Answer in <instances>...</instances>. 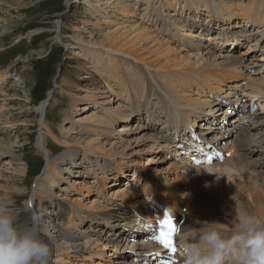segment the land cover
I'll return each instance as SVG.
<instances>
[{"label":"bare ground","instance_id":"6f19581e","mask_svg":"<svg viewBox=\"0 0 264 264\" xmlns=\"http://www.w3.org/2000/svg\"><path fill=\"white\" fill-rule=\"evenodd\" d=\"M72 1L81 2L87 15L95 18L93 26L98 30L91 31L90 35L104 34L100 42L87 41L85 48H90L89 45L93 44L103 50L128 55L147 71L152 68L153 71H158L157 75L165 78L159 82L153 80L155 84L149 86L146 83L149 79L140 67L129 70V63L125 58L110 52L98 53L102 56L95 58L101 69L102 83L98 84L100 89L77 97L76 103L84 101L79 109H88L93 102L101 114L92 109L77 115L73 117L74 125L77 124L83 135L103 133L115 119H130L133 113L130 107L126 108L127 101L137 99L142 105L136 108L137 104L134 103V111L138 115L144 112L147 121L136 123L133 128L137 136L134 137H127L132 127H119L115 132H123L119 135L122 137L112 144L114 147H128L138 140H150L149 149L168 152L172 147L176 148L173 152L176 158L169 161L167 168L150 171L149 180L152 179V185L149 183L142 192L146 201L145 213L131 211L132 218L124 208L121 215L126 217L125 220L114 226V229H119L115 233L109 230L106 234L102 227L79 229L84 220L91 219V214L72 213L70 219L55 221L60 227L44 225L53 249H78L84 252L83 258L88 260L101 254L108 256L104 262L92 264H165L166 253L152 239V232L158 227L156 223L161 220L163 210L175 217L176 223L181 216L184 217V235L198 230L201 224H211L225 232H231L237 221L227 220V216L244 208L264 218V107L256 108L252 113L241 111L227 126H224L227 115L223 113L226 107L232 109L233 104L241 101V98L248 97L246 104H243V107H247L251 99L258 95L264 97V0ZM0 28V31L4 30L3 24ZM188 28H194L195 31ZM51 31L55 33V38L61 37L57 21ZM82 38L80 33L67 36L65 42L69 45V50L79 48ZM241 43L246 45L243 53L247 56L235 53ZM75 52L81 56L80 50ZM88 52L90 54L89 50ZM217 66L222 71L229 68L224 73L229 80H236L238 83L232 85V82H226L227 78L219 75V72L215 75L214 72L217 71L211 68ZM6 72L10 76L11 70L7 69ZM0 81L2 82L1 79ZM192 86L194 90H191ZM220 89L227 91V94L232 92V96H224ZM148 92L167 97L169 101L159 98L158 103H150ZM250 94L253 96L249 97ZM113 97L121 98L115 108H126L115 115L111 113L112 110L109 111L110 105H106ZM48 103L49 98L36 109L39 120L43 117L39 122L40 137L36 145L49 153L47 136L59 141L58 137L53 138L54 133L44 121ZM223 104L226 106L223 107L224 110L221 107ZM207 121L210 123L202 125ZM92 144L86 143L85 150L95 149L96 147L90 146ZM200 147L211 158L201 152H194ZM213 147L220 153L218 157ZM7 151L8 147L0 145V156ZM226 151L229 155L224 158L222 153ZM192 156L201 161L193 160ZM112 157L109 155L107 158L117 162ZM84 159L88 162L87 170L96 181L93 188L100 191L98 193L102 196L101 189L106 190V183L113 180L116 170L101 166L94 168L87 154ZM117 163L122 162L119 160ZM169 168L176 169L174 174L179 175V178L166 175ZM17 173L23 174L24 169L20 167ZM48 188L47 168L32 187L28 202L37 204L33 211L42 209L41 203H44L46 194L49 193L46 191ZM186 188L187 191L184 192ZM14 191L19 192L20 189ZM129 192L128 188H124L113 194L115 198L126 202L133 196ZM8 201L13 203L10 199ZM101 203L98 199L92 202L94 208H103ZM105 209L108 211L115 208L108 206ZM100 220L105 226L109 224L102 218ZM73 229L78 232L76 236L73 235ZM68 238H74L75 242L67 244L63 241ZM128 241H131L132 246L129 255L116 257L114 251L122 248ZM97 244H103L107 251L95 253ZM53 261L54 264H59L58 260Z\"/></svg>","mask_w":264,"mask_h":264},{"label":"rangeland","instance_id":"374dc122","mask_svg":"<svg viewBox=\"0 0 264 264\" xmlns=\"http://www.w3.org/2000/svg\"><path fill=\"white\" fill-rule=\"evenodd\" d=\"M86 11L81 2L72 0H0V25L3 24L4 28L0 31V79L2 80V82L0 81V108H2L0 111V145L8 147L10 151L0 156V199L13 201V204L25 210L24 218H26L27 213L37 208V204L27 203L31 198L34 182L48 168L49 188L46 191L49 193L46 194L44 203H41V210L46 213L44 215L45 226L60 227L55 221L70 219L72 213L76 212H80L81 215L90 213L91 219L84 220L79 225V229L102 227L103 233L106 234L109 230L115 233L119 229H114V226H118L125 220L126 217L121 215V210L124 208L128 210L131 217V211L134 210L145 213L146 201L142 197L144 194L142 192L152 180H149L150 171L167 168L169 161L176 158L173 154L176 148L172 147L168 152L156 148L149 149L150 140H138L128 147L125 145L124 147H114L112 143L122 137L119 135L123 132H115L119 130V127L133 128L136 123L147 121L144 112L138 115L134 111V103L137 104L136 108L138 105L139 108L142 105L141 101L137 99L127 101L126 105V108L130 107L133 116L125 120L115 119L114 123L105 128L103 133L94 134L91 132L83 135L77 124L74 125L73 117L92 109L95 111L98 109L93 102L88 106V109H79L84 101L76 103L77 97L86 95L89 93L88 91L96 92L100 89L98 84L102 83L101 69L95 61L97 56H101L98 53L110 52L125 58L129 63L127 67L129 70L140 67L149 79L146 82L149 86L155 84L153 80L159 82L165 79L161 75H157L158 71H153L152 68L147 71L128 55L103 50L100 46L93 44L89 45L90 48H85L84 45H87L85 44L87 41L100 42L104 35L101 33L90 35L91 31L96 32L98 29L93 26L95 18L87 15ZM55 21L60 26L62 38H55V33L51 31ZM38 30L40 31L38 32ZM188 30L195 31L194 28H188ZM72 33H80L83 42L79 43V48L76 47L70 51L65 39ZM238 45L235 53L238 56H247L246 53H243L244 50L246 51V45L243 43ZM77 50H80L81 56L75 54ZM88 50L90 54H88ZM246 59L244 58V61ZM7 69L11 70L10 76H7ZM211 69L217 71L214 72L215 75L219 72V75L226 77V82H232V85L238 83L236 80H229L224 73L229 71V68L223 71L218 66ZM141 75L143 76L142 73ZM160 85L163 84L160 82ZM191 90H194V86L191 87ZM49 93L51 95L45 110L44 121L54 133L53 138L58 137L59 142L47 136L48 149L50 150L48 153L43 147L36 145L40 137L39 122L43 119L42 117L39 120V113L36 109L48 99L41 102ZM220 93L225 94L224 96H229V94L232 96V92L227 94V91L223 89H220ZM148 95H150V103H158L159 98L165 102L169 101V98L164 96H157L149 92ZM120 100V97H113V100L106 104L110 105L109 111L112 110L113 115L119 113V110L126 109L115 108ZM221 107L224 110L223 107L226 106ZM231 112L233 115L225 117L224 126L229 125V121L241 111L240 109L235 111L232 106ZM97 113L101 114L100 110H97ZM209 121L202 125L210 123ZM157 126L155 125V127ZM134 136H137L135 128L127 133V137ZM86 143H93L90 146L96 148L86 151L84 148ZM213 148L214 153H217L215 147ZM113 152L114 154H112ZM86 154L94 168L101 166L116 170L117 174L113 173L115 175L113 180L106 183L108 185L106 190L101 189L102 196L98 193L100 191L93 188L96 181L93 179V174L87 170L88 162L84 159ZM109 155H112V158L117 162L120 160L122 163L108 159ZM228 155V151L222 153L224 158H227ZM20 167L24 169L23 174L17 173ZM169 169L166 175L179 178V175L174 174L176 169ZM98 173L102 176L101 171ZM191 178L193 177L191 176ZM150 185L152 184L150 183ZM124 188H128L129 193L133 194L130 202L114 197L113 192ZM14 189H20V193ZM186 191L187 188L184 192ZM95 199L102 201L101 204L104 207L94 208L95 205L92 202ZM108 206L115 209L107 211L105 207ZM239 213L240 211H237L234 215L227 216V220L237 221ZM100 218L109 222L110 225L105 226ZM189 220L194 224L191 219ZM72 231L74 236L78 234L75 229ZM64 240L67 244L75 242L74 238ZM130 244L131 241H128L122 248L115 250V256L126 257L129 255L132 247ZM95 246L97 254H100L98 251H107L103 248V244ZM83 257L84 252L78 249L62 247L57 248L56 251L53 250V259L58 260L59 264L102 263L108 256L101 254L93 260Z\"/></svg>","mask_w":264,"mask_h":264},{"label":"clouds","instance_id":"9594fccd","mask_svg":"<svg viewBox=\"0 0 264 264\" xmlns=\"http://www.w3.org/2000/svg\"><path fill=\"white\" fill-rule=\"evenodd\" d=\"M43 210H25L0 199V264H54L53 245L44 230ZM176 234L181 264H264V218L244 208L231 232L201 224Z\"/></svg>","mask_w":264,"mask_h":264},{"label":"snow or ice","instance_id":"6c2138e0","mask_svg":"<svg viewBox=\"0 0 264 264\" xmlns=\"http://www.w3.org/2000/svg\"><path fill=\"white\" fill-rule=\"evenodd\" d=\"M163 215L164 219L158 222L159 227L157 234H155L152 239L167 250L168 257L165 264H177L176 260L173 259V254H175L177 250L174 238L180 230V227L174 222V218L167 211H165Z\"/></svg>","mask_w":264,"mask_h":264}]
</instances>
